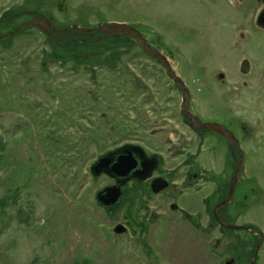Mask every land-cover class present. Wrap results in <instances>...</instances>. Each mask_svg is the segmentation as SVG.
Segmentation results:
<instances>
[{"label":"rangeland","instance_id":"1","mask_svg":"<svg viewBox=\"0 0 264 264\" xmlns=\"http://www.w3.org/2000/svg\"><path fill=\"white\" fill-rule=\"evenodd\" d=\"M261 6L264 0H0V264H224L240 255L235 264H250L259 235L225 230L203 211L213 184L179 188L177 168L222 171L226 187L238 158L217 133L194 134L185 104L239 132L243 172L227 213L262 231L254 261L264 264ZM36 16L51 26L22 25ZM107 22L131 24L167 58L190 94L185 101L134 38L79 30ZM53 29L80 43L62 51L52 45L60 34ZM126 143L157 154L161 171L175 168L177 187L155 194L149 180H131L107 209L95 194L114 179L92 175L90 166ZM172 203L185 215L200 213L199 225ZM116 224L125 231L114 232Z\"/></svg>","mask_w":264,"mask_h":264},{"label":"water","instance_id":"2","mask_svg":"<svg viewBox=\"0 0 264 264\" xmlns=\"http://www.w3.org/2000/svg\"><path fill=\"white\" fill-rule=\"evenodd\" d=\"M39 20L42 23L51 26V22L45 18L31 19L28 22H23L22 25H32L33 23L38 25ZM255 24L261 28H264V6L258 9L255 16ZM19 27L10 30L9 32L2 34L3 36L9 35L18 30ZM54 31L61 33L65 32V29H53ZM80 31H91V30H103L107 34H124L131 36L143 47V49L150 55L158 58L164 65L167 73L172 77V79L181 87L183 100L185 101V94H189L187 87L183 84L181 78L177 76L172 70L167 58L156 48L152 47L146 42L145 38L140 34V32L131 24L120 23V22H107L98 23L90 28L79 29ZM246 63V62H244ZM188 112V111H187ZM201 129L207 128L209 130H214L219 134L225 136L228 140L233 138L232 133L222 128L218 123L215 122H203L201 120H196ZM243 156L240 155V162L235 169L230 182V189L233 186L234 180L236 179V174L238 169L241 168ZM158 164L157 155L146 156L143 149L139 145L126 143L115 150L108 151L101 156H99L93 164L90 166V173L92 175H98L100 173H105L114 179V183L106 185L95 194L96 201L104 208H111L116 205L120 196L122 195V186L131 179L141 181L149 177ZM167 184L160 178H153L151 181V190L153 192H158L163 189ZM193 225L197 226L198 220L196 216H190ZM233 228H241L243 226H232ZM257 233H259L260 240L258 241L255 251H257L261 241L262 232L260 229L252 227ZM114 232L121 233L125 231V227L122 224H116L113 228ZM224 264H230L229 260H226ZM255 264V262H252Z\"/></svg>","mask_w":264,"mask_h":264},{"label":"flooded vegetation","instance_id":"3","mask_svg":"<svg viewBox=\"0 0 264 264\" xmlns=\"http://www.w3.org/2000/svg\"><path fill=\"white\" fill-rule=\"evenodd\" d=\"M39 17H42V16H36V18H39ZM153 47L156 48L155 46H153ZM157 60L160 62L159 59H157ZM242 69L245 70L246 68H242ZM173 82H175V81L173 80ZM176 85L178 87H180L178 84H176ZM180 89H181V87H180ZM189 106L190 105H188L186 107V104L182 105L181 109H182V113L185 116L184 118H185V121H186L187 125L190 126V128L192 130H194V134H196V136H199V134L202 135V131L203 132H214V133H217L216 131L209 130L207 128L201 129L199 127L198 123L196 122V120H201L203 122H215V123H218L222 128H224L227 131H229L230 133H232L233 138H231L229 140L225 136H223L222 134H219V133H217V134L219 136L225 138V140L227 142V145H228L227 146L228 147L227 151H228L229 155L232 157V159L234 158V156L238 157L237 159L234 158V160H233V168H234L233 169V173H234L235 169L237 168V165L240 162V155L243 156V149L241 148L240 142H239V138L237 137L238 136L237 135L238 131L234 130L231 127H229L225 122H222V121L218 120L217 118L216 119L214 117L213 118H200L199 114L196 113V112L193 113L190 110ZM201 138H203V137H201ZM215 150L216 149H214V147H211L209 151L213 152ZM143 151H144L146 156L155 155L154 153L147 154L144 149H143ZM157 157H158V164H159L160 158H159L158 155H157ZM158 164L154 167V169H153V171H152V173L150 175L151 177L149 176L146 179H143L141 181H137L135 179H131V180H135V181H137L139 183L149 180L147 182V185H148L149 190L151 192H153L151 190V186H150L152 179L153 178L162 179L163 181H165V183L167 185L163 189H161L160 191L153 192L155 194L160 193L162 190H164L166 188H176L177 187L176 186L177 182L172 180V179H170L171 175L173 174V171H176L175 168H174V170H172V168H171L170 170H167V171L164 172V171H161L158 168ZM185 165H187V164H185ZM191 166H192V164H191ZM177 169L182 171V181L180 182L179 188H181L180 186L185 187V188L193 186V185L197 184L198 181H201V180H203L201 184H206L207 182H211L213 184L212 185L213 189L210 192V195L207 196V199L203 200V201L206 200V204H204V206H203V211L205 210L204 213H206L207 215H210V217L212 218V221L217 223L219 225V227L222 226V228H224L225 230H230V231H234V230H245V231L246 230H252L254 233H257L254 229H252V227H254V226L249 225V224H244V223L243 224L242 223L238 224L237 222L235 223V219L233 217L230 218V216H229L230 213L229 214L227 213V209L229 208V206L230 205L232 206V204H234V202L236 203V199L238 198L239 194L237 193V190H238V188H240V186L238 185L239 181H238L237 178L239 177L238 174L240 172L241 173L243 172V170H242L243 168H239L238 169V172L236 174V179L234 180V183H233V186L231 187V189H230L229 186H230V182H231V177L232 176H230L228 185L225 187V180L223 178L224 174H222V171L218 172L220 174H217V172H216L217 175L216 174L212 175L211 173L210 174H206V171H210L211 168L208 169V170L207 169H199V168H177ZM153 173H155V175H153ZM233 173H232V175H233ZM205 177H206V179H205ZM131 180H129V181H131ZM248 183L250 185H253L252 182H250V180L248 181ZM197 189H198V186H197V188L195 190H197ZM250 189L253 190L254 187L250 186L249 190ZM122 190H123V187H122ZM178 194H180V193H178ZM213 194H215V195L212 197ZM246 196L247 195L243 193V198H246ZM211 201H214V202H211ZM209 203H212L210 211L205 209V207H207ZM170 208H173V209L179 211L180 213H182L181 215H183L184 218H186L185 216H187V219L189 220L188 222H190L191 224H192V222H191L190 216H196V218L198 220L197 226L199 225V223H200L199 220H201V214L200 213L199 214H188V215H185V211H183L181 208L177 207L173 203L170 204ZM212 225H213V223L209 221L208 226H212ZM234 225L243 226V227H241V228H233L232 226H234ZM257 234L259 235V237H258V241H259L261 235L259 233H257ZM258 241L254 244L252 249H250L251 252L248 255V261H249L250 264H252V262H255L254 261L255 256L257 255L259 247L261 245V243H260L257 251H255V248H256V245H257ZM247 253L248 252H246V254ZM236 257L237 258H241L243 260L245 258V255H240V256H236ZM236 257L235 256H231V257H229L227 259H229L230 264L231 263L235 264V262L237 263V260H238Z\"/></svg>","mask_w":264,"mask_h":264},{"label":"trees","instance_id":"4","mask_svg":"<svg viewBox=\"0 0 264 264\" xmlns=\"http://www.w3.org/2000/svg\"><path fill=\"white\" fill-rule=\"evenodd\" d=\"M72 35H73L72 33H69V35L66 32L60 33L58 35L59 38L56 40V42H53L52 45L61 47L62 51H64V50L65 51H69V50L72 51L75 48V45L80 43V42H75L74 39H70L71 38L70 36H72ZM84 35L87 37H93L94 32L93 33L92 32L91 33L86 32V33H84ZM65 37H70V38L66 39ZM55 39H56V37H55ZM89 41H91V39L84 40L81 43H84V42L87 43Z\"/></svg>","mask_w":264,"mask_h":264}]
</instances>
